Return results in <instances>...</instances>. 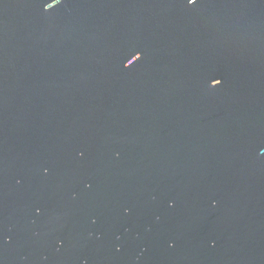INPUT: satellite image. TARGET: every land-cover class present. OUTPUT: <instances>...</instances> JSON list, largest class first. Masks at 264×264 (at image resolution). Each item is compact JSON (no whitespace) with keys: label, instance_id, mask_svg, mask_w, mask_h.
I'll list each match as a JSON object with an SVG mask.
<instances>
[{"label":"water","instance_id":"95a60500","mask_svg":"<svg viewBox=\"0 0 264 264\" xmlns=\"http://www.w3.org/2000/svg\"><path fill=\"white\" fill-rule=\"evenodd\" d=\"M48 3L0 0V264H264V0Z\"/></svg>","mask_w":264,"mask_h":264},{"label":"snow or ice","instance_id":"6c2138e0","mask_svg":"<svg viewBox=\"0 0 264 264\" xmlns=\"http://www.w3.org/2000/svg\"><path fill=\"white\" fill-rule=\"evenodd\" d=\"M59 2V0H51V3H48L45 5L46 8H51L53 7L55 4H57ZM187 3L188 4H195L196 3V0H187ZM139 54V53H137ZM137 54H134L129 60L131 61L129 65H131L134 61L138 60L140 58V54L137 55ZM135 58V59H132V58ZM213 81H217L219 84L221 81L219 79H213Z\"/></svg>","mask_w":264,"mask_h":264}]
</instances>
